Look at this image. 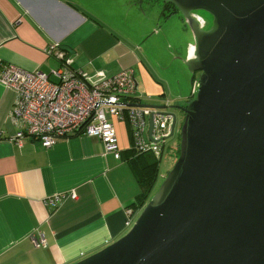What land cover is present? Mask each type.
I'll list each match as a JSON object with an SVG mask.
<instances>
[{"label":"crops","instance_id":"1","mask_svg":"<svg viewBox=\"0 0 264 264\" xmlns=\"http://www.w3.org/2000/svg\"><path fill=\"white\" fill-rule=\"evenodd\" d=\"M159 12L138 0H0V69L10 63L50 74L59 66L46 52L54 45L91 80L97 73L131 69L138 102L160 103L168 93L165 104L173 110L163 111L175 113L197 81L187 92L177 79V90L182 88L173 91L149 65L143 46L157 33L152 27ZM188 47L191 51L192 44ZM156 61L158 67L164 64ZM16 95L0 82V264H72L121 237L129 227L125 222L139 215L163 174L157 167L149 195L139 194L136 163L153 157L133 150L127 119L110 118L119 159L105 151L98 136L82 132L58 138L49 148L29 136L16 142L20 128L11 115ZM55 196L59 202L48 204ZM39 237L44 243L36 246L33 239Z\"/></svg>","mask_w":264,"mask_h":264},{"label":"water","instance_id":"2","mask_svg":"<svg viewBox=\"0 0 264 264\" xmlns=\"http://www.w3.org/2000/svg\"><path fill=\"white\" fill-rule=\"evenodd\" d=\"M162 1L185 19L184 63L192 79L200 71L195 97L175 107L178 157L130 229L72 264H264V0ZM162 113L173 116L166 140L176 117Z\"/></svg>","mask_w":264,"mask_h":264},{"label":"built area","instance_id":"3","mask_svg":"<svg viewBox=\"0 0 264 264\" xmlns=\"http://www.w3.org/2000/svg\"><path fill=\"white\" fill-rule=\"evenodd\" d=\"M46 52L59 63L50 74L23 70L10 63L1 66L0 82L13 87L17 94L11 111L13 121L20 128L16 142L21 143L23 136H29L38 140L42 147L49 148L58 138L82 132L98 136L105 151L119 159L116 131L110 120L115 117L127 119L136 153L151 151L160 157L163 138L170 132L173 116L162 113L163 110L128 105L138 102L131 69L120 70L111 76L97 73V79L91 80L87 74L72 68L65 51L56 50L52 45ZM151 115L150 138L147 129ZM69 196L75 194L72 192ZM59 200L58 196L50 197L47 203L56 205ZM131 224L125 222L126 226ZM33 243L39 246L44 239L34 238Z\"/></svg>","mask_w":264,"mask_h":264},{"label":"rangeland","instance_id":"4","mask_svg":"<svg viewBox=\"0 0 264 264\" xmlns=\"http://www.w3.org/2000/svg\"><path fill=\"white\" fill-rule=\"evenodd\" d=\"M140 3H143V6L147 10H152V8L158 9L160 12L158 16L155 18V26L152 28H156L157 33L155 35H148V40L143 46L145 52L148 55V63L149 65L152 64L153 68H157V74H162L167 82L171 83V89L177 90V79L181 81V83H185L187 85V92L190 88V83L197 81L200 75V71H195L193 79L191 77V73L189 72L188 68L185 65V59L192 54V49L188 47L189 44H194L193 35L183 18V16L179 12H174L168 15L163 14L164 10V2L162 0H138ZM201 12V11H199ZM203 22L204 28H208L211 25V16L209 14L204 15L203 13H198ZM160 15V21H159ZM209 15V16H208ZM156 59H161L164 64L161 67L156 66L157 61ZM192 79V80H191ZM181 88L179 90L181 91ZM166 89L169 91L168 87ZM177 90V91H179ZM176 91V92H177ZM167 96L168 93H166ZM159 97L160 103H151L153 105L164 106L165 110H173L172 105L165 104L166 100H170L171 97ZM195 95H189V99L185 100L183 103L187 105V102L194 98ZM174 100V99H173ZM169 102V101H168ZM176 104V103H175ZM174 113V112H173ZM176 123H175V131L174 134L167 138L163 144V150L161 159L159 160V169L162 177H159L155 188L152 192L157 189L158 185L161 183L163 178L166 176L172 166L174 165L179 151L177 149L179 143V129L181 123L184 118V113L179 110L175 111ZM151 194V195H152ZM137 217V216H136ZM136 217L133 219L135 221ZM132 222V224H133ZM132 224L126 229V232L130 229Z\"/></svg>","mask_w":264,"mask_h":264},{"label":"trees","instance_id":"5","mask_svg":"<svg viewBox=\"0 0 264 264\" xmlns=\"http://www.w3.org/2000/svg\"><path fill=\"white\" fill-rule=\"evenodd\" d=\"M174 12H178L176 7L171 3H166V5L164 6L163 14L168 15ZM183 106H185V104ZM138 154H140L138 156H142V157L144 156L147 157L149 156L148 154H150L153 157V159H151L150 161L147 159L148 157L147 158L144 157L146 160H143L141 162V165H138V163H136L137 168L135 169L136 177L138 179L141 189L139 194L143 195V197H147L154 185L153 183L155 181L159 159L158 157L154 156L151 151H145Z\"/></svg>","mask_w":264,"mask_h":264},{"label":"flooded vegetation","instance_id":"6","mask_svg":"<svg viewBox=\"0 0 264 264\" xmlns=\"http://www.w3.org/2000/svg\"><path fill=\"white\" fill-rule=\"evenodd\" d=\"M166 5V3H164V6ZM194 12H198V13H203L204 15H207L208 13H206V12H204V11H201V12H199V11H194ZM193 12V15L196 17V18H198V19H200V20H202V18L198 15V14H196V13H194ZM209 16V15H208ZM202 22H204L203 20H202Z\"/></svg>","mask_w":264,"mask_h":264},{"label":"clouds","instance_id":"7","mask_svg":"<svg viewBox=\"0 0 264 264\" xmlns=\"http://www.w3.org/2000/svg\"><path fill=\"white\" fill-rule=\"evenodd\" d=\"M194 93V92H193Z\"/></svg>","mask_w":264,"mask_h":264}]
</instances>
